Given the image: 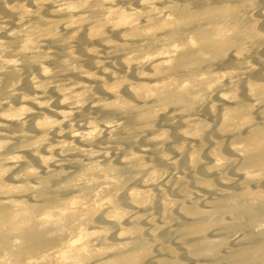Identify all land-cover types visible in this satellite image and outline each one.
Instances as JSON below:
<instances>
[{
	"label": "bare ground",
	"instance_id": "obj_1",
	"mask_svg": "<svg viewBox=\"0 0 264 264\" xmlns=\"http://www.w3.org/2000/svg\"><path fill=\"white\" fill-rule=\"evenodd\" d=\"M0 264H264V0H0Z\"/></svg>",
	"mask_w": 264,
	"mask_h": 264
}]
</instances>
